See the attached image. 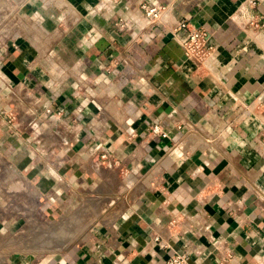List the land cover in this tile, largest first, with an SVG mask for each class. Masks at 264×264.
<instances>
[{"label": "crops", "instance_id": "obj_1", "mask_svg": "<svg viewBox=\"0 0 264 264\" xmlns=\"http://www.w3.org/2000/svg\"><path fill=\"white\" fill-rule=\"evenodd\" d=\"M16 1L0 38V264H264V0ZM142 4L167 8L149 23ZM182 19L216 61L185 60ZM99 202L108 216L80 243L27 248Z\"/></svg>", "mask_w": 264, "mask_h": 264}, {"label": "rangeland", "instance_id": "obj_2", "mask_svg": "<svg viewBox=\"0 0 264 264\" xmlns=\"http://www.w3.org/2000/svg\"><path fill=\"white\" fill-rule=\"evenodd\" d=\"M16 2V0H0V38H11L15 34L11 33L9 28L11 23L14 26L16 24L15 19L12 21L13 9L11 8L16 5ZM102 208L103 204L99 202L97 206L91 207V204H87L72 210L66 216L65 224L61 223L63 221H58L44 227L48 233L45 232L46 235L42 234V236L41 233L35 234L34 239L29 240L27 248L45 253L63 250L65 247L80 243L90 234L92 228L108 216L106 208ZM41 231L45 230L41 229Z\"/></svg>", "mask_w": 264, "mask_h": 264}, {"label": "built area", "instance_id": "obj_3", "mask_svg": "<svg viewBox=\"0 0 264 264\" xmlns=\"http://www.w3.org/2000/svg\"><path fill=\"white\" fill-rule=\"evenodd\" d=\"M164 5H146L142 4L141 9L145 19L149 23H156L160 20L162 14L166 11ZM119 30L130 31L131 27L122 19L115 23ZM174 39L183 49L185 60L195 67L216 61V47L211 43V36L205 29L197 28L191 25L187 20L182 19L176 22L171 29ZM151 132L163 137L166 133L158 125L151 127ZM103 159L107 158V153L101 155ZM164 264H190L188 256L185 253L172 254Z\"/></svg>", "mask_w": 264, "mask_h": 264}, {"label": "bare ground", "instance_id": "obj_4", "mask_svg": "<svg viewBox=\"0 0 264 264\" xmlns=\"http://www.w3.org/2000/svg\"><path fill=\"white\" fill-rule=\"evenodd\" d=\"M14 9L16 10L17 8L15 7Z\"/></svg>", "mask_w": 264, "mask_h": 264}]
</instances>
